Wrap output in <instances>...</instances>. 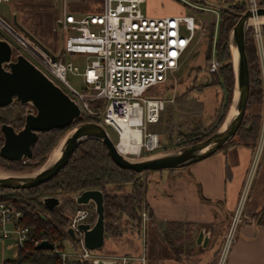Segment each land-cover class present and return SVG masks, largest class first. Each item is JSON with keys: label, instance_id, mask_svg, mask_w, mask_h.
I'll list each match as a JSON object with an SVG mask.
<instances>
[{"label": "built area", "instance_id": "built-area-1", "mask_svg": "<svg viewBox=\"0 0 264 264\" xmlns=\"http://www.w3.org/2000/svg\"><path fill=\"white\" fill-rule=\"evenodd\" d=\"M49 1L61 3L60 16L56 21L61 41L58 50L49 51L0 17L1 39L9 43L13 54H22L60 87L76 103L81 117L96 120L116 133L117 121L127 117L138 119V123L131 124V127L141 132V147L149 152L156 149L158 135L148 127L158 121L164 99L146 96L151 95L157 86L165 84L174 70L178 69L180 58L194 37V17L148 16L141 8L146 0H95L93 8L96 10L93 12L67 10L69 2L86 0ZM178 1L189 7L201 5L192 0ZM245 1L247 9L252 12L264 8V0ZM251 27L258 40L259 25ZM71 55L82 57V68L64 60ZM216 68L217 65L213 63L208 71L213 72ZM67 72L81 78L82 88L77 90L68 83L65 78ZM98 101L103 102L102 106L94 109L91 105ZM245 196L244 188L215 264H225L235 228L242 218ZM38 213L41 218H47L44 211ZM20 217L21 212L13 202L0 200V239L10 241L18 250L24 251L28 244L35 247L42 240L48 241L30 238L29 227L21 225ZM91 217L83 209H77L69 217L67 227L74 230L80 248L73 246L70 253H65L53 244L51 252L60 257L61 263L78 260L93 264V260L106 259L111 264H135L136 260L131 257H99L83 246L82 234L77 225L89 223ZM149 225V212L143 207L140 211V228L145 231ZM66 239L71 246L74 245L75 242L70 241L68 236Z\"/></svg>", "mask_w": 264, "mask_h": 264}, {"label": "rangeland", "instance_id": "rangeland-1", "mask_svg": "<svg viewBox=\"0 0 264 264\" xmlns=\"http://www.w3.org/2000/svg\"><path fill=\"white\" fill-rule=\"evenodd\" d=\"M207 2L212 5H221L223 0H220V2L218 1L220 4H218L217 1L214 2V0H208ZM95 3V0L69 2L67 4V10L70 12H93L96 10L93 8ZM194 5L195 7H189L178 0H146L141 6L145 14L153 10L158 13L161 12V15H192L195 19V31L192 41L180 58L178 69L174 70L170 79L165 84L157 86L152 90L151 95L146 96L149 98L164 99L163 109L160 112L158 121L148 127L151 132L158 135L159 143L158 147L153 151L149 152L141 147L139 154L125 155L134 161L145 160L175 152L180 148L204 140L216 132L223 121L222 119H224L221 118V115L224 117L232 104L234 88L232 97L227 101V106L223 107L226 93L223 85L225 82L223 80L222 67L225 63L218 62L216 58L218 24L220 19L219 12L216 10L217 8L212 6ZM60 6L61 3L59 1L49 0L0 1V17L9 25L17 27L13 24V17H15L16 23L23 30L39 41L46 49L54 52L58 50L61 42L60 31L56 24L60 16ZM253 25L254 24L251 26ZM254 40V44L249 43L250 45H248L250 46L249 50L252 53V57L255 58L251 63V67L259 70V77L262 83L261 123L257 140V148L258 150L261 148L260 152L262 153V147L264 146V45L261 35L258 40L255 38ZM64 60L66 62H72L80 68L83 67L82 57L79 55L66 56ZM213 63L217 65V68L213 70V72H209V67L212 66ZM65 78L75 89L79 90L82 88L81 78L78 75L67 72ZM102 103V101H98L91 106L93 108H100ZM29 108H31L30 105L13 103L8 107L0 108V117L3 118L4 123L12 125L15 130H19L22 128L21 126H23L25 111ZM251 110L252 109L249 108L248 112ZM17 118L22 119L21 125L17 122ZM103 127L113 143L116 144L118 141L117 133L111 128H107L106 126ZM71 128L63 130L58 134L56 141L52 145L51 150L45 155L43 162L51 156L50 154L53 153L59 142L61 140L64 141ZM0 139L2 140L1 133ZM233 141L238 143L239 138L234 137ZM260 152L257 151L251 161L245 185L246 195L250 191L252 183L254 185L258 178L262 177L264 155L261 156ZM40 165H29L27 167L12 169L0 165V171L11 174H26L36 170ZM156 173L155 171H148L142 172L139 175L142 189L145 186V182L151 180L154 175H157ZM107 191L111 194L122 196L131 191V185L127 184L122 187L110 186L107 187ZM71 195L72 194H56V196H54L61 199V203L57 208L62 215L69 219L77 209H83L87 210L90 215L95 218L92 203L90 205L77 206L72 199L67 198ZM0 198L4 200L10 199L13 203L14 200L19 199V197H15L11 193H7L6 195L3 194ZM23 198L27 199L26 197ZM25 199H23V201ZM143 206L145 205L141 204V207ZM38 211L43 212L37 207V213ZM261 211H264V208ZM37 215L38 217L40 216L39 213ZM115 215L118 217L117 219L115 217L114 219H108L106 221V229L104 221L105 244L103 248L92 252L98 254L99 257H131L136 260L135 264H145L144 257L145 255L147 257V253L149 254V250L146 248L147 241L149 240L150 247L152 246L151 240L157 243L155 235L151 234L149 236L147 232L155 231L157 233L156 228L151 225L148 226L145 231H142L140 225L136 226V222L130 219L126 214L120 215L117 213ZM178 226L179 225H173L163 229V231H167L169 235L165 243L167 244V251L168 248L172 249L171 246L177 247V241L181 243L179 247H177L179 250L191 252V247H189L187 243V241L193 242L191 234H185V232H187L185 231L183 234L177 235V239H175L173 234H170V230H175V227ZM147 229L149 231H147ZM163 240L165 241V237L162 236L161 241ZM168 240L171 241V245L168 244ZM134 241H136V246L138 247L137 251H135L133 247ZM141 241L143 246L145 243L142 254L139 253ZM59 244L60 243H56V247H59ZM61 246L59 250L65 253H70L73 250V246L80 248L79 243L75 242L74 245L71 246L67 239L61 243ZM109 249H115V251H110ZM101 250L105 251L106 254L101 253ZM139 254L141 256H138ZM141 259H143V261H141L142 263L139 261Z\"/></svg>", "mask_w": 264, "mask_h": 264}, {"label": "water", "instance_id": "water-1", "mask_svg": "<svg viewBox=\"0 0 264 264\" xmlns=\"http://www.w3.org/2000/svg\"><path fill=\"white\" fill-rule=\"evenodd\" d=\"M206 6L219 8L206 2ZM255 14L264 16V8L254 12L245 10L233 26L229 34V50L231 56L232 72L234 76V95L232 99L236 115L227 123L224 130H220L226 120L225 115L219 128L202 141L180 148L175 152L166 153L158 157L134 161L123 156L116 145L108 136L105 128L97 122H86L73 126L60 148L57 159L49 161L47 158L37 169V173L30 177L15 176L8 173L0 177V188L28 189L38 186L52 177L67 163L73 151L83 141L95 138L100 140L111 160L121 169L132 170L136 173L148 171H161L176 169L198 162L216 151L220 150L235 135L240 126L248 99L249 78L248 64L244 51L245 33L249 27L247 21ZM13 24L25 32L30 38L39 43L34 37L23 30L13 17ZM40 44V43H39ZM235 50L236 55L232 53ZM13 103L30 105L25 111L23 126L15 130L9 124H1L0 133L2 144L0 157L11 162H23L32 154V147L38 138V133L52 129H63L72 125L80 118V110L76 103L46 75L37 69L22 54H12V48L5 40L0 39V108L8 107ZM67 198L72 199L77 206L92 203L95 220L90 223H79L78 230L82 234L83 246L91 251L99 250L104 244V206L103 193L97 189H87L72 194ZM39 203L47 210H54L61 203V199L46 196L39 199ZM68 237L75 241L76 235L71 227L65 230ZM203 231H199L196 244H200ZM204 238L202 246H205ZM36 250H53L54 245L46 240L40 241ZM110 260L96 259L93 264H111Z\"/></svg>", "mask_w": 264, "mask_h": 264}, {"label": "crops", "instance_id": "crops-1", "mask_svg": "<svg viewBox=\"0 0 264 264\" xmlns=\"http://www.w3.org/2000/svg\"><path fill=\"white\" fill-rule=\"evenodd\" d=\"M160 13L152 10L146 15L168 16ZM262 148L261 153V148L258 150L256 147L251 151L236 143L190 165L155 171L157 175L145 182L144 208L149 212V226L157 230L156 233L147 229V234L155 235L157 243L151 240L150 247L147 241L149 254L146 257L144 253L145 264H215L239 197L245 188L252 158L257 151L263 156L264 146ZM263 208L264 169L262 177L254 185L252 183L245 196L242 218L235 228L225 264H264V225L256 220V215ZM173 225H179L175 230H170L175 239L185 231V234H191L193 242L187 241L191 252L179 250L177 247L181 243L177 241V247L171 246L173 250L168 248L167 251L165 243L169 235L163 229ZM200 230L203 231V238L198 245L196 238ZM161 235L165 241H161ZM205 237L207 242L202 246ZM140 244L139 253L142 254L145 243L144 246L142 241ZM168 244L171 245V241L168 240ZM136 245L134 241L135 251L138 250ZM100 252L106 254L103 250ZM17 255L18 249L10 241L0 239V264L16 259Z\"/></svg>", "mask_w": 264, "mask_h": 264}, {"label": "trees", "instance_id": "trees-1", "mask_svg": "<svg viewBox=\"0 0 264 264\" xmlns=\"http://www.w3.org/2000/svg\"><path fill=\"white\" fill-rule=\"evenodd\" d=\"M192 1L201 4V6H206L205 3L208 0ZM216 1L220 4V0H214V2ZM219 6L221 7L216 9L220 16L216 44V58L218 62L225 63L222 67V71L223 80L225 82L223 85L226 93L223 107H226L227 101L232 97V91L234 88V76L229 50V34L240 15L247 10V4L245 0H223L222 4ZM259 31L264 45V25L259 26ZM0 38H2L1 34ZM254 38V29L250 26L245 33L244 45L248 64V99L242 122L233 136V138L238 137V143L247 147L251 151H254L257 147L262 103V83L259 77V70L251 67V63L255 58L252 57V53L249 50V43L254 44ZM94 108L97 109V107ZM249 108L252 110L248 112ZM224 117L221 115V118ZM91 121L96 120L81 117L74 121L69 127L40 132L38 133L37 141L32 147V154L29 159L23 160V162H11L0 157V165L9 169L27 167L29 165L38 166L43 162L45 155L51 150L52 145L56 141V137L60 132L68 130L77 124ZM17 122L21 125L22 119L17 118ZM3 123L4 120L0 117V125ZM233 138L230 139L221 149L236 144L233 141ZM1 142L2 140L0 139V146ZM140 174L141 173H136L132 170L119 168L108 156L104 144L98 139L90 138L78 145L69 157L67 163L50 180L38 186L23 190L0 188V197L7 193L19 197L18 200H14V203L16 204L14 205L21 212V225L29 227V237L37 240L47 239L50 243L55 245L56 243H60L57 249H61V243L66 240L64 228L68 225L69 219L62 215L57 207L54 210L45 209L39 203L40 198L56 196V194H76L87 189H97L103 193L105 229L107 225L106 221L108 219H114L115 217L117 219L118 217L115 215L117 213L120 215L126 214L130 219H133L136 222V226H139L140 211L145 207H141V204L145 205V202L144 187L142 189L139 178ZM127 184L131 185V191L126 195L118 196L107 191V187H122ZM23 197H26L27 199ZM21 198L25 200L23 201ZM1 199L2 198H0V200ZM37 207L45 212L47 218L38 217ZM93 220L94 217H91L90 221L92 222ZM256 220L264 225V211H261L256 215ZM23 263L62 264L58 255L50 250H36L31 244L27 245L25 251L18 250L16 259L3 262V264ZM68 264L87 263L78 260H69Z\"/></svg>", "mask_w": 264, "mask_h": 264}, {"label": "bare ground", "instance_id": "bare-ground-1", "mask_svg": "<svg viewBox=\"0 0 264 264\" xmlns=\"http://www.w3.org/2000/svg\"><path fill=\"white\" fill-rule=\"evenodd\" d=\"M247 24L249 26H251L252 24L260 26V24H264V16H256L255 14H253V16L247 21ZM232 53L234 56L236 55L234 49H232ZM12 54H13V52H12ZM226 114H227L226 120L220 129L221 131L225 129L227 123L236 115V111L233 108L232 104L229 107ZM91 122H97V121H91ZM97 123H99V122H97ZM137 123H138V119H132V118H128V117L125 118L124 120H119L116 122L118 141L115 145H116L118 151L123 156H125V154L137 155L140 152V149H141V132L139 131L138 128L131 127L132 126L131 124H137ZM62 142H63V140H61L59 142V144L55 147L53 153L50 154L51 156L49 157V161L52 162V160H55L59 157L60 148L62 147ZM125 157H127V156H125ZM130 160H132V159H130ZM37 171H38V169H36L30 173H26V174H13V175L21 176V177H30V176H33L35 173H37ZM2 172L3 171H0V177L8 176V173H2ZM93 222H94V220L90 224H92ZM65 230H66V228L64 229V232H65ZM65 235L68 236L66 234V232H65ZM70 241L76 242L77 238L75 241H73L71 239H70ZM50 251H52V250H50Z\"/></svg>", "mask_w": 264, "mask_h": 264}, {"label": "flooded vegetation", "instance_id": "flooded-vegetation-1", "mask_svg": "<svg viewBox=\"0 0 264 264\" xmlns=\"http://www.w3.org/2000/svg\"><path fill=\"white\" fill-rule=\"evenodd\" d=\"M1 39V38H0ZM21 105V104H20ZM4 124V123H3ZM1 126V125H0ZM12 126V125H11ZM13 127V126H12ZM22 127V126H21ZM14 128V127H13ZM15 129V128H14ZM125 155H127V154H125Z\"/></svg>", "mask_w": 264, "mask_h": 264}]
</instances>
